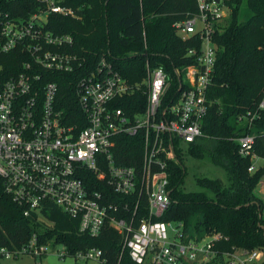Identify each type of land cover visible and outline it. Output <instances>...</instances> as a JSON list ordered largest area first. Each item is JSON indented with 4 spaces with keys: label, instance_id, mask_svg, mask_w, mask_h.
<instances>
[{
    "label": "built area",
    "instance_id": "1",
    "mask_svg": "<svg viewBox=\"0 0 264 264\" xmlns=\"http://www.w3.org/2000/svg\"><path fill=\"white\" fill-rule=\"evenodd\" d=\"M37 1L43 8L4 22L0 32V63L11 55L14 60L27 58L17 73L0 80V179L24 216H37L35 222L50 226L44 216L50 207H57L78 222L79 234L90 236L101 234L109 225L122 235L124 248L137 264H255L264 260L261 249H227L220 243V234H201L180 223L155 220L170 205L167 167L175 159V149L202 137L217 53L214 34L226 17L222 1L197 0V13L174 25L182 40L197 36L200 41L198 50L187 52L195 63L175 70L185 85L179 86L176 97L168 94L170 83L163 68L148 62L147 78L130 85L103 58L77 85L86 117L83 129L69 125L59 110L58 84L41 81L50 74H75L82 67L77 55L69 51L73 37L47 29L51 14L74 16V12L61 4L63 0ZM3 70L0 64V76ZM135 92L147 99L143 113L131 115L117 107ZM258 110H264V98ZM257 116L248 114L239 120L251 127ZM139 133L144 139L141 168L119 165L124 159L117 149L119 138ZM236 143L239 155L250 159L249 173L264 168V157L254 152V135L241 136ZM257 160L263 165L256 166ZM94 179L137 202L131 219L110 216L112 205L93 189ZM142 200L147 202L148 215L138 219ZM40 233H33L19 249L0 245V264H14L24 256L41 259L50 246L60 244L54 238L42 240ZM62 245L57 253L60 258L73 255L102 261L101 249L71 254Z\"/></svg>",
    "mask_w": 264,
    "mask_h": 264
},
{
    "label": "trees",
    "instance_id": "2",
    "mask_svg": "<svg viewBox=\"0 0 264 264\" xmlns=\"http://www.w3.org/2000/svg\"><path fill=\"white\" fill-rule=\"evenodd\" d=\"M61 4L72 9L74 16L51 14L47 29L73 37L74 45L69 51L77 55L82 67L75 74H50L41 77V81L44 85L58 84L57 106L69 125L85 127L77 85L103 58L130 85L147 78L149 62L167 73L170 96L176 97L179 86L185 87L181 74L175 70L195 63L187 52L192 48L198 50L200 41L197 36L182 40L174 25L197 13V0H63ZM224 5L228 15L215 29L217 53L206 97L207 113L201 122L202 137L175 149V159L167 167L170 205L155 220L180 223L188 229L190 220L197 217L194 231L220 234L224 248L264 251V199L258 195L264 168L249 173L250 159L239 155L236 143L237 138L252 134L255 154L264 157V110H258L264 98V0H224ZM41 7L37 0H0V32L4 22L27 17ZM241 8L246 14H241ZM23 60L27 58L4 57L0 80L17 73ZM129 97L126 102H118L117 107L131 115L143 113L147 106L145 95L135 92ZM248 114H258L251 127L239 120ZM118 141V152L124 155L118 164L140 169L143 134L121 136ZM185 157L206 160L221 168L225 179L195 177L196 189L187 191ZM93 189L103 193L106 202L112 205L109 211L112 218L133 217L135 200L116 194L107 183L97 179ZM48 211L44 217L50 226L35 222L37 216L26 218L23 208L5 193L0 179V245L19 249L33 233L43 232L42 240L54 238L71 254L95 247L102 250L105 264H137L124 248L122 235L109 225L97 236L79 234L76 220L57 207ZM147 215L148 205L142 200L138 219ZM255 264H264V260Z\"/></svg>",
    "mask_w": 264,
    "mask_h": 264
},
{
    "label": "rangeland",
    "instance_id": "3",
    "mask_svg": "<svg viewBox=\"0 0 264 264\" xmlns=\"http://www.w3.org/2000/svg\"><path fill=\"white\" fill-rule=\"evenodd\" d=\"M224 4V0H221ZM225 7V5H224ZM225 14L228 15V9L225 7ZM241 14H246V10L241 8ZM244 16H241L242 21ZM184 165L187 170V176L185 178V188L187 191H193L196 189L194 178L196 177H207V178H219L221 180L225 179V174L221 168L215 167L210 162L206 160H195L190 157L184 158ZM256 166L263 165L261 160L255 162ZM258 195L264 199V180L258 186ZM264 215V212H263ZM197 222V217H193L189 223V229L194 232V226ZM63 248L62 244H57L55 246H50L48 254L39 259H35L31 256H24L14 262V264H35L36 261H42V264H105L100 260H82L73 255H68L65 258H60L58 256V251Z\"/></svg>",
    "mask_w": 264,
    "mask_h": 264
},
{
    "label": "water",
    "instance_id": "4",
    "mask_svg": "<svg viewBox=\"0 0 264 264\" xmlns=\"http://www.w3.org/2000/svg\"><path fill=\"white\" fill-rule=\"evenodd\" d=\"M216 2H218V0H215Z\"/></svg>",
    "mask_w": 264,
    "mask_h": 264
},
{
    "label": "crops",
    "instance_id": "5",
    "mask_svg": "<svg viewBox=\"0 0 264 264\" xmlns=\"http://www.w3.org/2000/svg\"><path fill=\"white\" fill-rule=\"evenodd\" d=\"M259 166H262V165H259ZM190 228V227H189Z\"/></svg>",
    "mask_w": 264,
    "mask_h": 264
}]
</instances>
